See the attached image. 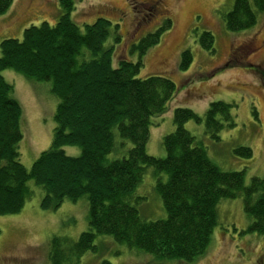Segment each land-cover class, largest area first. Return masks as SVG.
Segmentation results:
<instances>
[{
    "label": "trees",
    "instance_id": "16d2710c",
    "mask_svg": "<svg viewBox=\"0 0 264 264\" xmlns=\"http://www.w3.org/2000/svg\"><path fill=\"white\" fill-rule=\"evenodd\" d=\"M12 0H0V14ZM76 0H59L60 16L54 24L43 20L24 28L22 38L0 40V214L21 210L32 190L29 180L42 192L43 207H58L62 201L88 202V228L75 241L53 236L47 244L51 264H77L87 251H95L97 234L111 235L156 261L178 259L190 264L207 249L217 223V207L222 198L241 195L244 211L252 218L249 231L264 235V176H252L245 183L244 170H223L197 144L184 122H203L207 133L218 138L224 127L234 125V104L210 102L202 116L186 106L174 109L173 131L162 136V157L148 154L150 117L161 114L175 96L176 84L167 76L137 74L146 49L159 40L169 25L167 18L152 32L142 36L133 48L136 61L112 63L113 45L104 40L117 33L107 14L80 26L71 18ZM264 0H234L225 14L227 30L237 32L253 27ZM199 44L214 52V36L203 30ZM192 62L187 48L181 52L179 67ZM11 68L46 86L58 101L55 126L48 148L26 168L20 161L22 108L13 96V85L2 75ZM258 74L264 76V72ZM253 114L256 116V108ZM116 134L122 139L116 141ZM130 146L126 148V141ZM78 145L80 154L68 155L66 145ZM111 151L123 156L108 159ZM234 152L250 157L252 150L240 145ZM158 177L156 190L166 217L146 219L133 202V191L145 168ZM102 264H111L104 260Z\"/></svg>",
    "mask_w": 264,
    "mask_h": 264
},
{
    "label": "rangeland",
    "instance_id": "374dc122",
    "mask_svg": "<svg viewBox=\"0 0 264 264\" xmlns=\"http://www.w3.org/2000/svg\"><path fill=\"white\" fill-rule=\"evenodd\" d=\"M144 0H76L71 18L80 26L101 14H107L117 33L109 34L106 46L113 45L112 63L136 61L138 52L133 44L169 19L157 43L146 49L143 65L137 76L163 75L176 84L175 96L161 114L150 117L148 154L165 155L162 136L173 131L174 109L186 106L202 116L210 102L222 100L234 104V125L224 127L218 138L206 132L203 122L187 120L184 127L197 144L206 148L208 156L223 170H244L245 183L252 176H264V12L248 29L232 32L225 27V14L234 0H159L157 13L150 18L141 2ZM149 8V7H148ZM60 16L59 0H12L0 14V40L22 38L23 30L43 20L54 24ZM209 30L214 36V52L199 44V35ZM192 53V62L182 70L180 55L184 49ZM13 85V96L22 108L19 142L20 161L29 168L40 152L49 147L55 126L54 111L58 99L47 91L49 82H34L11 68L2 70ZM256 108V116L253 114ZM122 140L116 134V141ZM126 141V140H125ZM130 142L126 141V148ZM240 145L252 150L250 157L234 152ZM66 154H80L78 145L63 147ZM123 156L111 151L107 158ZM157 175L146 167L141 181L133 191V202L146 219L166 217L163 202L155 186ZM32 192L21 210L0 214V264H51L47 244L53 236H65L75 241L88 228V202L82 196L76 201L65 199L56 208L41 205L42 192L33 180ZM217 223L203 255L190 264H264V235L249 231L252 218L244 211L241 195L220 199ZM95 251L89 250L77 264H186L178 259L156 261L149 253H140L111 235L97 234Z\"/></svg>",
    "mask_w": 264,
    "mask_h": 264
},
{
    "label": "flooded vegetation",
    "instance_id": "af4514ba",
    "mask_svg": "<svg viewBox=\"0 0 264 264\" xmlns=\"http://www.w3.org/2000/svg\"><path fill=\"white\" fill-rule=\"evenodd\" d=\"M159 0H144L142 3V5L148 9L149 14L146 16L147 18L152 17L153 15H156L157 13H155V11H157V4H158ZM149 7V8H148ZM262 264H263V260H261ZM255 264H259L258 262H255Z\"/></svg>",
    "mask_w": 264,
    "mask_h": 264
}]
</instances>
